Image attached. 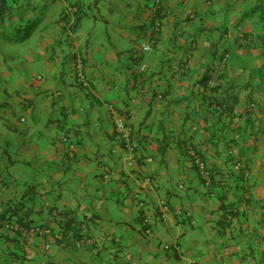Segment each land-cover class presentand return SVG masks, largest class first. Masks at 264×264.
Instances as JSON below:
<instances>
[{
  "label": "crops",
  "instance_id": "0c3cea01",
  "mask_svg": "<svg viewBox=\"0 0 264 264\" xmlns=\"http://www.w3.org/2000/svg\"><path fill=\"white\" fill-rule=\"evenodd\" d=\"M6 5L0 264H264V0Z\"/></svg>",
  "mask_w": 264,
  "mask_h": 264
},
{
  "label": "built area",
  "instance_id": "2783aa9c",
  "mask_svg": "<svg viewBox=\"0 0 264 264\" xmlns=\"http://www.w3.org/2000/svg\"><path fill=\"white\" fill-rule=\"evenodd\" d=\"M143 50L144 51H150V47L149 46H145L143 48ZM80 67H81V65H79V68ZM78 76H79L80 79H82V75L80 73L78 74ZM83 85L86 86V84H83ZM114 122H115V130H116V134H117L118 138L122 142L124 149H126V151L130 155H132L134 153V151H135L134 145L132 144V134H133L132 127L130 126L129 123L126 122V119L123 116H120V115H117L114 118ZM69 149H70V151L73 150V146H69ZM148 161H151V159L149 158ZM131 163L132 162H130L128 165H130ZM194 163L197 166L198 170L200 171L202 177L205 180H208L209 179V173H208V171L206 169L205 164L203 162H201L200 160H198V159H195ZM236 168L241 170V164L238 163L236 165ZM145 181L147 183H152L149 179H146ZM152 185H153L154 188H156V184L152 183ZM169 214H170V209H169L168 205L166 203H162V205L160 206V218H161V220L163 222H166L167 219H168ZM185 216L189 218L190 214L186 213ZM143 224L147 228L145 230V233L149 234L150 233V230L148 228L149 217H147V216L144 217ZM30 232L34 233V234H38L40 236H47L50 233L48 230H40L38 228L31 229ZM164 249H166V250L169 249V246L165 245Z\"/></svg>",
  "mask_w": 264,
  "mask_h": 264
},
{
  "label": "trees",
  "instance_id": "16d2710c",
  "mask_svg": "<svg viewBox=\"0 0 264 264\" xmlns=\"http://www.w3.org/2000/svg\"><path fill=\"white\" fill-rule=\"evenodd\" d=\"M7 0H0V24H2L8 7L6 5ZM21 224V222H19Z\"/></svg>",
  "mask_w": 264,
  "mask_h": 264
},
{
  "label": "rangeland",
  "instance_id": "374dc122",
  "mask_svg": "<svg viewBox=\"0 0 264 264\" xmlns=\"http://www.w3.org/2000/svg\"><path fill=\"white\" fill-rule=\"evenodd\" d=\"M86 2H88V1H86ZM39 9L41 12H43V7H40ZM31 26H32V24H28V29L31 30ZM27 32H28V30L24 29V30L19 32V36H21V38H24V36H26ZM102 32H104V28H103ZM1 109L2 108L0 107V111H3Z\"/></svg>",
  "mask_w": 264,
  "mask_h": 264
}]
</instances>
